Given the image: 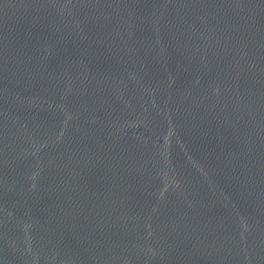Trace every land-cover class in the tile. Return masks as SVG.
I'll list each match as a JSON object with an SVG mask.
<instances>
[{"label":"water","instance_id":"1","mask_svg":"<svg viewBox=\"0 0 264 264\" xmlns=\"http://www.w3.org/2000/svg\"><path fill=\"white\" fill-rule=\"evenodd\" d=\"M0 264H264V0H0Z\"/></svg>","mask_w":264,"mask_h":264}]
</instances>
